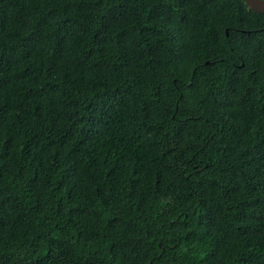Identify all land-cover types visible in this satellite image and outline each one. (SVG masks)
Returning a JSON list of instances; mask_svg holds the SVG:
<instances>
[{"label":"trees","instance_id":"obj_1","mask_svg":"<svg viewBox=\"0 0 264 264\" xmlns=\"http://www.w3.org/2000/svg\"><path fill=\"white\" fill-rule=\"evenodd\" d=\"M0 264H264V14L0 0Z\"/></svg>","mask_w":264,"mask_h":264},{"label":"water","instance_id":"obj_2","mask_svg":"<svg viewBox=\"0 0 264 264\" xmlns=\"http://www.w3.org/2000/svg\"><path fill=\"white\" fill-rule=\"evenodd\" d=\"M246 4H248L249 9L264 14V0H244ZM226 29V33H227ZM206 62H208L206 60Z\"/></svg>","mask_w":264,"mask_h":264}]
</instances>
